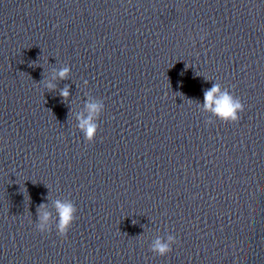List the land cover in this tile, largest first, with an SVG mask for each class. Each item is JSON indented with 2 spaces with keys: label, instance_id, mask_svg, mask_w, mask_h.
Segmentation results:
<instances>
[{
  "label": "clouds",
  "instance_id": "obj_1",
  "mask_svg": "<svg viewBox=\"0 0 264 264\" xmlns=\"http://www.w3.org/2000/svg\"><path fill=\"white\" fill-rule=\"evenodd\" d=\"M203 39V36H201ZM69 67H63L59 71H53L52 77L45 80L44 86L48 90H54L55 84L52 80L57 78L66 79L70 73ZM211 79V78H209ZM87 84V81H85ZM60 95L65 100L69 97L67 86L60 90ZM211 117H215L224 123H235L240 119V113L244 111V105L241 100L234 96L227 88H222L220 83H213L212 87L204 92L203 103L200 105ZM105 105L102 100H86L84 111L76 115V127L83 133L84 139L88 143L94 142L99 124L97 121L104 111ZM206 123H213L212 119H207ZM52 206L56 212L55 230L60 237H65L76 220L77 208L70 199L54 200ZM46 204H40L37 208V223L35 228L40 233H47L52 230V213L47 210ZM134 222V221H133ZM176 237L168 234L166 237H156L149 245V250L156 256H166L172 251V245L175 244Z\"/></svg>",
  "mask_w": 264,
  "mask_h": 264
}]
</instances>
